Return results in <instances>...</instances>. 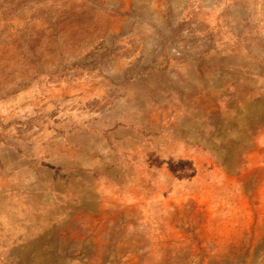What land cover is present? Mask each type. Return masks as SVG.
Masks as SVG:
<instances>
[{"label":"rangeland","instance_id":"1","mask_svg":"<svg viewBox=\"0 0 264 264\" xmlns=\"http://www.w3.org/2000/svg\"><path fill=\"white\" fill-rule=\"evenodd\" d=\"M0 264H264V0H0Z\"/></svg>","mask_w":264,"mask_h":264}]
</instances>
